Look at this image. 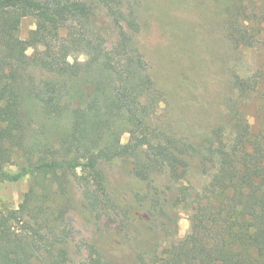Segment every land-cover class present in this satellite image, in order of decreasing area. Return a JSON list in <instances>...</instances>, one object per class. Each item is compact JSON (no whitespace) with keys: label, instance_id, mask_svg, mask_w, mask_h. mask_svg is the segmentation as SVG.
Wrapping results in <instances>:
<instances>
[{"label":"trees","instance_id":"trees-1","mask_svg":"<svg viewBox=\"0 0 264 264\" xmlns=\"http://www.w3.org/2000/svg\"><path fill=\"white\" fill-rule=\"evenodd\" d=\"M127 1L0 0V183L51 176L65 189L68 174L78 170L85 173L79 179L86 200L100 206L112 204L108 163L137 157L136 175L151 179L167 166L177 173L198 156L205 170L217 168L203 194L214 199L197 201L187 237L149 255L138 250L136 264H264V127L255 131L237 101L224 108L235 119L228 138L220 126L202 137L152 124L159 107L155 82L136 38L138 16ZM203 5L238 45L254 38L255 26L264 27V0ZM101 8L117 26L112 44L95 18ZM28 15L36 27L21 38V19ZM75 52L85 59L70 61ZM234 85L241 96L254 90L239 76ZM125 132L130 136L123 143ZM13 163L15 170L6 168ZM35 194L33 184L17 209L0 212V264L66 261L57 218L51 221L50 205L32 200ZM91 249L87 264H126Z\"/></svg>","mask_w":264,"mask_h":264},{"label":"rangeland","instance_id":"rangeland-1","mask_svg":"<svg viewBox=\"0 0 264 264\" xmlns=\"http://www.w3.org/2000/svg\"><path fill=\"white\" fill-rule=\"evenodd\" d=\"M203 1L126 3L138 16L141 29L136 38L155 82L154 98L159 107L152 124L184 133L193 131L202 137L221 127L228 138L235 119L224 108L237 101L239 114L245 115L258 131L264 127V27L255 26L254 38L238 45L229 37L225 22L209 15ZM95 18L108 42L114 43L117 26L107 11L96 10ZM36 23L33 15L23 17L19 36L27 38ZM65 34L66 30L60 37ZM33 51L30 47L28 54ZM85 57L75 52L69 60L81 61ZM238 76L248 89H254L248 95H239L234 85ZM182 81L191 83V87L176 86ZM129 136L123 133L122 142L126 143ZM138 160L132 156L106 165L112 204L102 201V205L92 206L79 179L85 173L77 170L68 174L65 189L51 176H27L0 183V212L17 209L34 184L36 194L32 200L50 205L51 221L57 218L55 222L59 224L56 232L66 240L68 257L64 264H87L92 246L116 263L136 264L134 254L138 250L149 255L187 237L197 201L214 199L206 197L207 192L203 194L217 171L216 167L202 168L196 156L183 163L177 173L167 166L151 174V179H143L135 173ZM15 164L6 168L15 170ZM127 220L130 227H126Z\"/></svg>","mask_w":264,"mask_h":264}]
</instances>
